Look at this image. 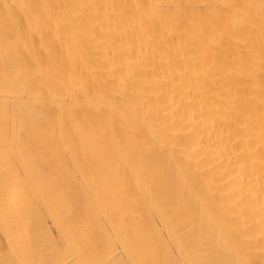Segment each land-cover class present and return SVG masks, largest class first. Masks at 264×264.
<instances>
[{
	"label": "bare ground",
	"instance_id": "bare-ground-1",
	"mask_svg": "<svg viewBox=\"0 0 264 264\" xmlns=\"http://www.w3.org/2000/svg\"><path fill=\"white\" fill-rule=\"evenodd\" d=\"M0 264H264V0H0Z\"/></svg>",
	"mask_w": 264,
	"mask_h": 264
}]
</instances>
